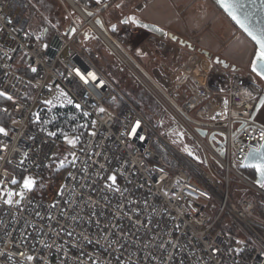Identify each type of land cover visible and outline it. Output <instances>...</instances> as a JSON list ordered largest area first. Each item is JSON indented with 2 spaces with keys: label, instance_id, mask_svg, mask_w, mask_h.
Returning <instances> with one entry per match:
<instances>
[{
  "label": "built area",
  "instance_id": "1",
  "mask_svg": "<svg viewBox=\"0 0 264 264\" xmlns=\"http://www.w3.org/2000/svg\"><path fill=\"white\" fill-rule=\"evenodd\" d=\"M77 4L86 18L68 13V30L49 23L31 35L32 1L0 0V91L13 97H0V127L8 132L0 135V180L19 191L13 177L38 179L19 205L0 201V264H29L21 253L34 257L31 264H264V188L253 168V178L243 173L249 153L264 144V124L255 120L264 89L256 74L203 54L150 72L137 53L151 54L148 41L167 60L172 43L150 33L127 46L97 4ZM85 28L190 136L187 150L169 142L90 58L79 42ZM76 69L95 72L104 86L84 85ZM60 90L74 103H65ZM116 100L118 108L110 105ZM66 114L86 134L64 125ZM137 120L144 140L128 135ZM65 134L79 138L75 148ZM55 153L71 158V168L63 182L55 173L45 185L40 179Z\"/></svg>",
  "mask_w": 264,
  "mask_h": 264
},
{
  "label": "rangeland",
  "instance_id": "2",
  "mask_svg": "<svg viewBox=\"0 0 264 264\" xmlns=\"http://www.w3.org/2000/svg\"><path fill=\"white\" fill-rule=\"evenodd\" d=\"M32 5L30 11L28 12V17L30 19V24L28 27V31L31 35H35L39 32V30L45 28L49 23L55 24L61 30H68L69 28V16L68 13L72 15L74 19L79 18L77 13L73 11V9L63 0H31ZM174 0H168L170 3L169 5L172 6ZM198 1V2H197ZM90 5L97 4L95 1H90ZM151 0H131L129 2V11H146V9H150L153 3ZM122 3L121 0H118L114 7L111 8L110 4L103 5L97 4L102 13V19L106 26L108 27L106 20L108 11H126L120 10V8H116L117 4ZM157 3V2H156ZM173 7V6H172ZM175 7V5H174ZM197 8L201 9H208L210 8L211 11H219L218 5L216 4L215 0H185L181 1L179 5L176 7V11H178L179 19L181 22V26L187 29V23L189 17L188 14L190 11H194ZM198 10V9H197ZM223 14V15H222ZM221 16L224 21L215 24V28L213 26H205L203 29L204 32L194 33L191 37L193 40L199 42L205 40L206 33L209 29V35L212 36L214 39L215 44L213 46L215 50V56L220 58L221 60L225 61L227 67L223 65L224 68H231V69H238L241 72H249L252 71V60L256 53V47L254 43L244 34L242 33L231 21L230 19L222 13ZM79 20V19H78ZM99 26L102 24L99 20H96ZM83 24V21H81ZM129 28L136 30L137 28H133L130 26ZM109 29V27H108ZM126 29V28H125ZM133 31V30H132ZM130 32V30H129ZM112 34L118 37L119 41L125 43V45L129 46L134 43L135 47L142 44L147 40L149 37L148 34L143 33L141 30H136L134 32H130V35L125 34L120 36L118 33L112 32ZM190 40V39H189ZM79 42L84 48L86 49L90 58L99 65L106 73L114 79L115 82L120 84L121 89L127 90L129 92H136L138 94H144L146 97L148 96L150 105L154 107L155 112H157V120L159 121V128L158 131L165 136L169 142L175 145L178 148H182L187 150L189 146H191L192 140L190 136L177 127L175 120L170 114L165 113V111L160 107L157 101L150 97L148 92L142 86V84L137 81L121 64L119 59L115 56L113 51L105 44V42L91 30L90 28L84 29V34L80 36ZM191 42V41H189ZM132 47V48H135ZM149 48L154 52V49L149 46ZM183 48V47H182ZM200 48H208L206 45L202 47H196L192 44H188L185 48L182 49V52L188 54L187 58L190 56L191 53H198ZM211 51H209V54ZM144 55V54H143ZM150 55V54H149ZM155 58L157 56H154ZM184 57L185 54H184ZM209 57V56H208ZM140 62L146 68L154 66V62H148L147 59L144 57H139ZM154 58V59H155ZM186 58V59H187ZM185 59V60H186ZM158 61L156 66H160L165 64V60L161 58H156ZM182 61H179V66ZM151 71V70H150ZM259 84L264 89V80H261L257 77ZM159 105V108L156 106ZM256 122L260 124H264V105L258 110L257 115L255 117ZM201 160V158H200ZM71 158H59L57 153L51 159L48 169L47 175L40 180H43L45 185H52L54 183L53 177L54 174L66 164H69ZM63 163V166H61ZM38 181V179H35Z\"/></svg>",
  "mask_w": 264,
  "mask_h": 264
},
{
  "label": "crops",
  "instance_id": "3",
  "mask_svg": "<svg viewBox=\"0 0 264 264\" xmlns=\"http://www.w3.org/2000/svg\"><path fill=\"white\" fill-rule=\"evenodd\" d=\"M90 1L96 2V0H90ZM117 1L118 0H102L101 4L103 5L110 4L112 8L117 3ZM121 1L122 3H120L121 4L120 10L124 9L126 11H108L106 23L109 27V30L111 32L118 33L120 36H123L125 34L130 35V32L135 33L136 30L137 31L142 30L143 33L148 35L150 34V32H147L146 30L138 27L137 25L122 24L121 21L129 16H134L140 22L149 23L161 28L165 33V35L162 36V38H165L175 47V49H171L168 59L165 60L164 62L167 67L171 69L177 67L179 61L182 60L184 61L188 55L184 53L185 50L182 52V49L185 48L186 46L180 45L179 42H175L173 39H170L169 38L170 34L173 35V37H178L179 40H182L185 43L188 44L193 43V46L196 45L197 49L199 46L202 47L204 45L208 47V48H200L198 53H191L189 55L192 54L205 55V52L209 53V51H211L210 52L211 54H209L210 57H212L213 60L216 57L215 54H213L215 53V50H210V49H214L213 46L215 45L213 44L215 42L214 39L212 38L211 35H209V31H212L211 29H209L208 32H205L206 37L205 40L203 39V41L197 42L193 40L191 37H194L193 36L194 33L204 32L205 30L203 31V29L205 28V26L210 25L213 26V28H215V24L220 22L224 23L223 19H221L223 17L222 16L223 12L219 7H217L219 11H211L210 8L199 9L196 7L194 11H190V13L188 14L189 19L187 23L189 25H187V29H185L180 25L181 22L178 15L179 12L175 10L177 5H179L181 1H185V0H174L173 3H171L173 7L169 5L170 3L168 2V0H151V2H155V3H153L150 9L148 10L146 9V11H138L137 9L136 11H129V7L131 6L129 5V2H131V0H121ZM112 25L116 26V31H112ZM130 26L137 29L136 30L131 29L129 28ZM147 44L154 49V45L151 42L147 41ZM129 46L135 47L134 43ZM184 54L186 57H184ZM138 56L139 57L145 56V58L147 59V63L149 61L152 62L154 60L153 61L154 66L147 68L149 71L151 70L150 72H152L157 67L156 64L158 61L156 60L157 57L156 58L154 57L156 56L155 52L151 53L150 55L144 54Z\"/></svg>",
  "mask_w": 264,
  "mask_h": 264
},
{
  "label": "snow or ice",
  "instance_id": "4",
  "mask_svg": "<svg viewBox=\"0 0 264 264\" xmlns=\"http://www.w3.org/2000/svg\"><path fill=\"white\" fill-rule=\"evenodd\" d=\"M217 2L231 15L232 19L236 21L237 24L240 25L241 28H243L247 34L251 37V39L255 42L257 45V50L255 53L256 59L252 62V72L256 74L257 77H259L261 80H264V30H261L259 33L252 30L248 27V25L241 20L234 11L237 9V4L234 2V0H217ZM97 4H101L102 0H96ZM121 4H117L116 8H120ZM91 15V14H89ZM122 24H132L141 26L140 21H138L134 16L126 17L121 21ZM74 31V30H73ZM112 31H116V26L112 25ZM47 48V45L44 46ZM138 55L141 53L138 52ZM219 62V61H218ZM227 67V65H225ZM33 72H36V68L31 69ZM76 76L79 77L80 81L83 82L84 85H89L90 83L94 85L97 88H102L104 86V81L100 80L98 75L95 72H82L80 69H76L75 72ZM60 97H63V100L67 104H73V100L68 97L67 93H65L63 90H60L59 93ZM0 97H4L7 100H13V97L11 95H8L4 91H0ZM46 104L52 105V101L48 100L45 101ZM227 103V102H225ZM261 105H264V99L261 100ZM75 108L80 109L79 104L74 105ZM99 113H104V108H99ZM85 116L88 115V113H84ZM93 126H95V121L92 122ZM141 130V121L137 120L131 127L130 132L128 133L129 136L132 138H138L140 140H144L145 137L140 135ZM0 135L7 136L8 132L5 128L0 127ZM48 135L55 136V132H49ZM92 135H95L93 132ZM260 137L262 140H264V130L261 131ZM78 137L71 138L67 134L64 135L65 142L70 145L71 147L75 148L76 144L78 143ZM261 149H264V144L261 145L260 149L255 150L254 152L249 153V159L253 162L248 163L244 165L245 167L253 168L256 172V174L259 177V186L261 188H264V151ZM192 153L189 152V155ZM23 163V161H21ZM61 166H63V163H61ZM109 179L112 181V185H115L116 183V177L110 176ZM37 181L32 176H24L22 178V181L17 180V178L13 177L10 180V184L17 185L20 184V190L14 191L11 188L4 187L5 181L0 180V201L3 202V204L7 206H15L19 205V203L25 198L26 194L31 192L34 187L36 186ZM116 191H119V188L115 189ZM18 197V199H17ZM69 235H71L69 233ZM237 245H243L244 241L237 239L235 241ZM243 251L242 247H238L235 249V252L237 255H239ZM22 256H25V259L31 264V262L34 260V257L31 255H25L24 253H21ZM11 259V257H9ZM95 264V262H93Z\"/></svg>",
  "mask_w": 264,
  "mask_h": 264
},
{
  "label": "water",
  "instance_id": "5",
  "mask_svg": "<svg viewBox=\"0 0 264 264\" xmlns=\"http://www.w3.org/2000/svg\"><path fill=\"white\" fill-rule=\"evenodd\" d=\"M215 2L218 5V7L222 10V12L230 19V21L254 43L256 50H257V45L251 39V37L247 34V32L243 28H241L240 25L236 23V21L232 19L231 15H229V13L225 11V9L217 2V0H215ZM234 2L237 4V9L234 10L236 12V15L241 20H243L248 25L249 28L256 31L257 33H259L261 30H264V0H234ZM140 24L141 26H138V27L146 30L147 32L156 34L160 37L165 35L164 31L155 25L144 23V22H140ZM169 38L173 39L175 42H179L180 45H183V46L188 45V43H185L184 41L179 40L178 37H173V35L171 34L169 35ZM205 55L210 57L208 52H205ZM255 59H256V56H254L252 62ZM214 62L222 66L226 65L225 61L221 60L218 57L214 58ZM262 99H264V94L257 105L255 115H257L258 110L263 106L261 105ZM261 150L264 151V149H261ZM251 162L253 161H251L248 156V158L243 164V167L246 169H249L250 167H245L244 165L251 163ZM257 178H258V183H259L258 175H257Z\"/></svg>",
  "mask_w": 264,
  "mask_h": 264
},
{
  "label": "trees",
  "instance_id": "6",
  "mask_svg": "<svg viewBox=\"0 0 264 264\" xmlns=\"http://www.w3.org/2000/svg\"><path fill=\"white\" fill-rule=\"evenodd\" d=\"M85 1V0H84ZM90 1V0H88ZM140 60V58H139ZM153 60V59H152ZM154 61V60H153ZM126 69V68H125ZM127 70V69H126ZM105 71V70H104ZM129 73L130 71L127 70ZM106 72V71H105ZM131 74V73H130ZM132 75V74H131ZM133 76V75H132ZM134 77V76H133ZM112 79V77L110 76ZM135 78V77H134ZM136 79V78H135ZM113 82L116 84V86L119 88V90L132 101L147 117L148 119L154 124V126L158 129L159 128V121L157 120V112H155L154 107L150 105L149 98L148 96L146 97L144 94H138L136 92H129L127 90H122L120 84L114 81ZM137 80V79H136ZM138 81V80H137ZM143 86V85H142ZM144 87V86H143ZM145 88V87H144ZM146 90V89H145ZM147 91V90H146ZM148 92V91H147ZM149 96L152 97V95L148 92ZM114 108H118L121 105L120 101H114L112 104H110ZM161 107V106H160ZM156 108H159V105L156 106ZM62 123L66 126H72L74 130L76 131H83V124L79 119L70 114H66L65 117L63 118ZM91 123H89L90 125ZM84 134H86L85 131H83ZM71 168V164H68L66 166L61 167L57 172H56V183H61L65 180L66 175L68 174L69 170ZM243 173L250 177L253 178L255 176L254 171L251 169H244Z\"/></svg>",
  "mask_w": 264,
  "mask_h": 264
},
{
  "label": "bare ground",
  "instance_id": "7",
  "mask_svg": "<svg viewBox=\"0 0 264 264\" xmlns=\"http://www.w3.org/2000/svg\"><path fill=\"white\" fill-rule=\"evenodd\" d=\"M63 1H65L73 9V11H77L85 18L87 17V15L83 11H81L80 7L77 4V2H80L79 0H63ZM92 26H93V29L101 36V38H105L106 40H108L105 33L101 31V29L96 24H93ZM108 42L110 41L108 40ZM110 46L114 47V45L111 42H110Z\"/></svg>",
  "mask_w": 264,
  "mask_h": 264
},
{
  "label": "flooded vegetation",
  "instance_id": "8",
  "mask_svg": "<svg viewBox=\"0 0 264 264\" xmlns=\"http://www.w3.org/2000/svg\"><path fill=\"white\" fill-rule=\"evenodd\" d=\"M83 5H90V1H88V0H79ZM85 3V4H84Z\"/></svg>",
  "mask_w": 264,
  "mask_h": 264
}]
</instances>
